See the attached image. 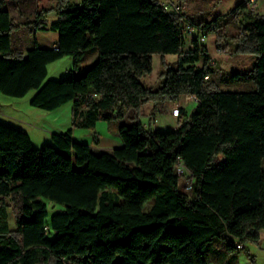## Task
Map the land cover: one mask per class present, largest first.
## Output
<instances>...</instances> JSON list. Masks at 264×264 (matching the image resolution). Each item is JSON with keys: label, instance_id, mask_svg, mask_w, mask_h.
Wrapping results in <instances>:
<instances>
[{"label": "trees", "instance_id": "trees-1", "mask_svg": "<svg viewBox=\"0 0 264 264\" xmlns=\"http://www.w3.org/2000/svg\"><path fill=\"white\" fill-rule=\"evenodd\" d=\"M47 1L16 0V21L0 0L3 94L35 90L30 104L44 110L73 102V125L86 128L123 121L149 102L157 109L194 96L197 105L181 107L169 131L146 130L139 118L121 122L123 145L101 153L74 140L72 128L35 148L27 132L0 121V264H239L236 254L247 241L260 242L264 229V15L244 1L234 9V53L255 62L230 80L255 88L224 90L201 40L217 34L221 48L228 36L221 18L186 13L196 32L184 49V22L158 0ZM20 28L58 32V44L13 49ZM90 50L98 58L81 76L47 79L51 62L71 56L78 67ZM155 54L178 57L163 61L156 88L141 80ZM179 158L194 176L191 191L175 172ZM50 204L63 208L50 216Z\"/></svg>", "mask_w": 264, "mask_h": 264}, {"label": "rangeland", "instance_id": "rangeland-1", "mask_svg": "<svg viewBox=\"0 0 264 264\" xmlns=\"http://www.w3.org/2000/svg\"><path fill=\"white\" fill-rule=\"evenodd\" d=\"M159 2L165 0H158ZM180 1V0H179ZM243 0H223L217 8L213 9V4L215 0H188L186 5L185 13L188 14H204L209 13V21L219 17L221 21H224V25L220 28L224 35L228 36L221 41V48L217 45V34L209 33L206 35L203 41L209 48V52L214 60V66L217 68V73L214 78L218 81L220 87L226 90H252L254 89L253 84L249 83H238L231 82L230 76L236 71H248L253 67L255 62V56L252 54H235V42L230 38L231 35L236 34L240 31L239 24L236 18H234V9ZM65 4H78L82 3V0H63ZM58 5L59 0H48L46 6ZM7 8L9 9L11 15L18 21V9L16 5V0H7ZM258 13L264 15V6L262 7V1L259 0ZM51 13H58V10ZM211 13V15H210ZM242 18V17H241ZM55 16H49V20H55ZM38 37L40 44L42 46H47L53 39L51 32L39 31L38 33L32 32L26 28L17 29L12 33L13 46L21 50H28L35 45V40ZM192 36H186V44L184 49L191 46ZM97 56L91 50L88 51L82 61L79 63L78 67L74 66V60L71 56H64L58 60L51 62L48 65V75L47 79H57L61 80L69 75L74 77H79L83 72L89 68L96 60ZM177 55H166L163 57L160 54H155L153 56V71L150 74L142 77V82L146 86L158 87L161 85V72L163 70V61L167 63L175 64L177 61ZM201 65V63H199ZM36 91L31 90L24 97H13L0 92V104L3 114H7L8 117L0 115V120L15 128L24 130L30 135L32 144L35 148H42L45 145H54L53 140H46V132L42 129H37L35 126H41V116L31 109H40L34 107L30 104L31 98L35 95ZM192 102V103H191ZM180 104L189 103L187 99H180ZM191 106L188 111H192L197 105L196 100L190 101ZM146 109V108H144ZM187 109V108H186ZM42 109H40L41 111ZM14 117V118H13ZM158 126L160 131H169L172 129V120H167L165 116L159 117ZM128 121L133 122L132 118ZM28 123L35 125L31 127ZM66 128V126L64 127ZM264 164V161H263ZM186 179H181V184L184 183ZM154 202L153 200L151 201ZM151 202L146 204V209L151 206ZM50 206V216L56 212L58 208H63L61 205H54L53 208ZM10 224L13 229H15V213L13 206L10 207ZM260 235L264 237V229L261 230ZM55 237V235H53ZM217 244H224L223 241H218ZM239 264H264V240L260 242H254L252 240L247 241L246 250L237 253ZM211 264H215L211 261Z\"/></svg>", "mask_w": 264, "mask_h": 264}, {"label": "crops", "instance_id": "crops-1", "mask_svg": "<svg viewBox=\"0 0 264 264\" xmlns=\"http://www.w3.org/2000/svg\"><path fill=\"white\" fill-rule=\"evenodd\" d=\"M260 1H262V7H263L264 0H260ZM49 16H55V18L57 19L59 17V13H49L48 19H49ZM43 32H51L53 39L47 46H42L37 37L36 40H37L38 45L41 47H55L58 44L59 33L54 32V31H43ZM12 44H13V41H12ZM13 49L21 50L19 48H15L14 46H13ZM95 56L98 57V53H95ZM184 98L187 99L189 103L180 104L179 101L168 102L157 109L154 107L153 102H149L145 104L144 106H142L139 110L130 109L128 111L127 116L125 117L123 121H119V122L114 121L109 124L106 121L99 120L96 123L95 127L93 128H86L84 126H81L80 124L78 126L73 125V113H74L73 102L67 103L55 110L42 109L40 111V109L33 108L31 110L35 111L37 114L41 116L40 118L41 122H37V123H40L41 126H35L30 123L28 124L31 127L35 126V128L37 129L43 128V130L46 132V140H50V139L52 140V134L55 132L60 133V132L67 131L68 129L72 128L74 140L89 144L93 152L95 153L112 152L115 148L121 147L123 145L122 139L120 138V135H119V125L121 122L131 124L132 122L128 121L129 118H132V119L139 118V120L145 123L149 121L150 115H154L157 119L155 123V129L160 130V127L158 126L157 123L160 120L159 117L161 115V116H165L167 120H172L171 122L172 129H175L178 126L179 118L172 115V109L174 108V106L179 105L189 110V107L191 106V103H192V102L190 103V101L195 100L194 96H182L180 99H184ZM80 110L85 111L86 108L81 107ZM1 111H2V108L0 104V115H3L4 117H8L7 114H3V112ZM82 119H83V116L79 118V120H82ZM65 126L66 128H64ZM260 237H261V240H264V237L262 235H260ZM245 248H246V245H245Z\"/></svg>", "mask_w": 264, "mask_h": 264}, {"label": "built area", "instance_id": "built-area-1", "mask_svg": "<svg viewBox=\"0 0 264 264\" xmlns=\"http://www.w3.org/2000/svg\"><path fill=\"white\" fill-rule=\"evenodd\" d=\"M247 8L253 11H257L259 9V0H243ZM161 5L168 12L176 13L180 20L184 22V33L185 35L192 36L195 34V27L187 20L186 17V5L184 2L179 0H165L161 2ZM206 36H202L201 40L204 41ZM208 78V77H207ZM197 101V98L194 97ZM172 115L175 117H179L181 115V106L175 105L172 109ZM157 119L154 115H150L149 121L144 123V127L146 130L155 129V123ZM154 127V128H153ZM175 172L182 178L186 179L182 184V187L185 191H191L194 184V176L192 172L186 167V165L179 158L178 163L175 166ZM239 248H243V245H238Z\"/></svg>", "mask_w": 264, "mask_h": 264}]
</instances>
